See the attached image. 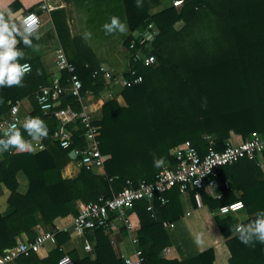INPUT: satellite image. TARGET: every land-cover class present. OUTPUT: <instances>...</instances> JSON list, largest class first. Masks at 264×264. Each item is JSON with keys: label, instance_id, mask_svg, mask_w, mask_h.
Here are the masks:
<instances>
[{"label": "trees", "instance_id": "trees-1", "mask_svg": "<svg viewBox=\"0 0 264 264\" xmlns=\"http://www.w3.org/2000/svg\"><path fill=\"white\" fill-rule=\"evenodd\" d=\"M167 1L142 0L143 6L137 7V0H72L79 20L88 29L74 36H70L62 10L50 13L64 57L81 82L78 96L68 91L72 73L62 70L59 78H54L40 56L27 60L26 51L35 44L34 38L31 47L18 45L23 52L18 63H29L31 70L24 76L23 87L0 88V119L11 104L26 100L31 109L28 117L42 119L49 134L41 141L44 149L40 152H0V189L3 187L8 193L7 210L0 214V255L13 248L21 236L33 241L41 229L54 232L56 248L44 259L30 254L15 261L58 264L65 256L61 245L70 235L56 232V218L75 217L78 205L96 202L99 197L110 199L127 182L134 186L142 181L152 182L163 167L176 163L170 154L174 148L193 147L203 155L205 136H211L215 149L222 151L230 134L242 140L254 132L264 135V0H184L179 9L172 6V0L169 6ZM159 7L158 12L151 13ZM9 8L13 10V5ZM112 16L127 25L125 33L105 34L102 26ZM150 23L156 35L141 43ZM179 23L182 26L177 29ZM85 33H91V38L85 40ZM114 38L116 49L125 50L126 64L123 71L111 72V80L117 81L114 88L119 90L112 99L113 90L100 72V62L113 56L109 45L114 44ZM91 42L97 44V49ZM149 55L155 61L144 66L141 59ZM138 77L141 81L133 83ZM54 79L65 91L54 97L52 109L44 113L37 95ZM122 80L128 85L122 86ZM88 97L105 101L100 118L93 122L98 128L103 172L98 174L80 165L77 155L74 161L79 172L76 177L65 179L61 172L72 160L69 153L85 149L84 129L79 119L69 122L65 128L71 145L60 148L53 139L59 127L54 113H79ZM205 98L207 106L202 107ZM19 130L25 139H30L22 127ZM154 156L163 158L162 167H154ZM261 158L264 160V154ZM260 161L242 159L222 167L218 175L219 198L200 190L201 203L211 211L224 242L200 253L194 264H264V244L246 246L231 231L237 224L253 220L258 211H264ZM20 175L26 181L23 193L18 191ZM225 182L229 188H225ZM193 196L191 192L196 208ZM180 197L178 188L166 193L164 205L155 202L154 218L146 211L145 201L135 203L143 264H179L160 258V253L171 245L166 227L183 216ZM236 201L244 206L238 214L243 215L240 221L236 215L218 214L221 206ZM104 231L95 229L86 234L97 233L93 254L82 258L73 252L67 254L73 264H123L111 250Z\"/></svg>", "mask_w": 264, "mask_h": 264}, {"label": "built area", "instance_id": "built-area-1", "mask_svg": "<svg viewBox=\"0 0 264 264\" xmlns=\"http://www.w3.org/2000/svg\"><path fill=\"white\" fill-rule=\"evenodd\" d=\"M184 0H172V6L179 9L183 5ZM161 8L151 11L152 14L158 12ZM48 11L49 7L46 0H42L37 5L36 11ZM31 18L36 22L37 29L40 26V19L36 12H30L22 17ZM21 19V20H22ZM156 35V29L153 24H148L145 34L141 39V43L145 40H151ZM140 36V35H139ZM60 64L63 70L72 73L70 77L69 93L78 96L81 89V82L74 74V67L67 63L64 54L59 55ZM144 66H150L154 63V56H143L141 59ZM28 65L30 72L31 66ZM100 72L111 90L117 81L111 80V72L100 66ZM26 73V74H27ZM133 74V72H132ZM141 78H136L133 83H139ZM121 85H128L126 80L121 81ZM65 90L60 87L58 79H54L53 84L44 87L37 95V103L40 110L44 113L49 112L52 107V101L55 96L63 93ZM23 101H16L10 105L7 114L1 117L0 126H7L9 123H15L17 128L21 127L25 119L21 115L23 110ZM56 119L61 126L55 131L53 139L59 144L60 148L68 149L71 145L70 133L66 130V125L76 119H79L84 129L85 149L83 151L74 150V154L79 155L78 163L89 168L95 173L103 172V159L99 150L98 128L93 125L94 118L87 106L83 105L79 113L71 110H61L54 113ZM206 150L203 155L193 148H174L170 151L171 156L176 163L173 166H165L159 171L155 180L150 183L140 182L136 186L127 182V185L110 199L99 197L96 202L88 204H80L77 207V215L73 218L72 232L85 236L88 232L95 229H108L114 218L121 220L127 219V213L133 211L135 203L139 201L146 202V211L150 212L154 218L155 202L164 205L167 202L165 194L174 188H178L180 195L187 192L194 193V200L197 206L201 205L200 190L207 192L213 198H219L218 189L221 185L218 175L224 166H230L242 159L260 161L264 164L262 155L264 154V135L256 132L252 133L248 139L242 140L239 144L234 145L228 140L222 151L215 149V142L211 136H205ZM42 145V144H41ZM43 147V146H42ZM44 149V148H43ZM42 149V150H43ZM264 173V170H262ZM225 188H229L228 182L224 183ZM227 207V208H223ZM244 209L241 201L225 204L218 209L221 216L238 215ZM47 241H54V232L38 229L37 236L33 241H17V244L6 250L0 255V264H12L21 256H29L30 254H39V251ZM130 244L133 247L132 254L122 256L123 264H143L144 258L142 251L138 248V240L136 237L131 238ZM86 252L92 250L89 243H85ZM58 264H73L68 257H63Z\"/></svg>", "mask_w": 264, "mask_h": 264}, {"label": "crops", "instance_id": "crops-1", "mask_svg": "<svg viewBox=\"0 0 264 264\" xmlns=\"http://www.w3.org/2000/svg\"><path fill=\"white\" fill-rule=\"evenodd\" d=\"M41 1L42 0H0V8L7 9L17 22L20 21L24 15H26L23 14L24 11L31 10L30 12L37 13L40 19V26L35 35L39 38H34L36 42L31 47L30 51H26V58L27 60H31L36 56H40L41 61L44 63L47 71L52 75V77L59 78V74L63 70L62 65L60 64L59 55L60 51L61 53L63 52L58 42L50 13L54 10H62L65 13L66 25L69 29L70 36L78 35L82 32L88 31V29L84 23L79 20V13L76 11L72 0H46L49 10L36 11L37 5ZM11 5H13V10L9 8ZM110 63L111 61L101 60L100 66L114 73V69L110 67ZM117 95H119V90L114 88L110 98L113 99ZM104 102L105 101L102 99H93L91 97L86 99V106L92 113V117L95 120L100 118L101 107ZM22 108L23 117H28L31 109L26 100H23ZM60 126L61 124L59 122V127ZM228 141L237 145L242 141V138L238 135L230 134ZM42 149L43 147L40 142V144L36 146L34 153L40 152ZM78 172L79 167L77 162L71 160L63 168L61 175L65 179H71L76 177ZM17 179L19 184L18 191L23 193L26 189V181L21 175L18 176ZM190 193L191 192H187L180 197L183 211V216L180 221L166 227L169 237L171 238V245L163 249L160 253V258L164 260L177 261L179 264H194L193 262L197 259V256L200 253L219 246L224 242V238L220 233L209 208L202 203L200 206L194 208L193 202L190 198ZM7 198V190L2 187L0 189L1 215L7 210ZM73 218L74 217L72 216L59 217L53 222L56 232H67L70 235L69 239L62 243L60 248L65 254L64 257H68L67 254L70 252H73L79 258H82L87 254H93L97 242V233L83 236L72 232ZM104 230L111 250L118 259L121 260L122 256L132 254L133 247L130 244V240L133 237H136L138 240L140 231V222L134 211L127 213L126 221L114 218L111 226ZM196 235H200L203 240V244L200 246H198L194 240ZM17 240L24 241L26 240V237L21 236ZM85 243L90 244L92 248L90 252L85 251ZM54 248H56L55 237L53 242L47 241L44 244L39 251V254H37V257L39 259L46 258L49 252H51ZM12 264H18V262L14 261Z\"/></svg>", "mask_w": 264, "mask_h": 264}, {"label": "clouds", "instance_id": "clouds-1", "mask_svg": "<svg viewBox=\"0 0 264 264\" xmlns=\"http://www.w3.org/2000/svg\"><path fill=\"white\" fill-rule=\"evenodd\" d=\"M136 6L142 7V0H137ZM102 28L106 35L117 32L123 34L127 31V25L116 16H112L110 22L105 23ZM36 31V22L31 18H24L17 22L7 9L0 8V88L23 87L28 65L18 63L23 56L18 45L22 43L25 47H31L33 38H39L35 35ZM90 38L91 33L84 34L85 40ZM201 106H207L206 98ZM21 127L30 139L24 138L15 123H9L6 127L0 126V152L14 149L18 153H34L36 146L49 134L47 125L39 117H26ZM153 165L157 168L162 167L163 158L154 156ZM259 167L264 170V164H260ZM231 231L246 246L254 245L255 242L264 244V211H258L253 220L237 224ZM194 240L198 246L203 244L200 235H196Z\"/></svg>", "mask_w": 264, "mask_h": 264}, {"label": "rangeland", "instance_id": "rangeland-1", "mask_svg": "<svg viewBox=\"0 0 264 264\" xmlns=\"http://www.w3.org/2000/svg\"><path fill=\"white\" fill-rule=\"evenodd\" d=\"M165 4H168V6H169L170 5L169 0ZM181 26H182V24L179 23V24L176 25V28L179 29V28H181ZM113 40H114V44L112 42L109 45L110 46V51L111 50L113 51V56L105 57V58L102 59V61H106V60L111 61V63H110L111 66L110 67L113 68L115 73H116L117 71H119V72L123 71L124 68H125V64H126V62H125V50L123 48H121V47L119 49L118 48L116 49V47H117V45H116L117 43H115L116 39L114 38ZM91 43L93 45V48L97 49V47H98L97 44L95 42H91ZM109 59H111V60H109ZM214 213L216 214V212H214ZM235 218L237 219V221H240L243 218V215L242 214H240L238 216L236 215Z\"/></svg>", "mask_w": 264, "mask_h": 264}, {"label": "water", "instance_id": "water-1", "mask_svg": "<svg viewBox=\"0 0 264 264\" xmlns=\"http://www.w3.org/2000/svg\"><path fill=\"white\" fill-rule=\"evenodd\" d=\"M69 157H70V159L75 160L76 155L74 154V151H71V152L69 153Z\"/></svg>", "mask_w": 264, "mask_h": 264}]
</instances>
